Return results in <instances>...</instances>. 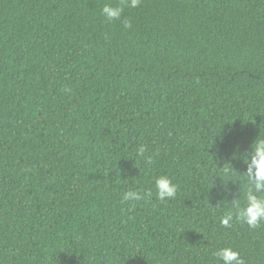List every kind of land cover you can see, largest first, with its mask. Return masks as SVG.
Listing matches in <instances>:
<instances>
[{
    "label": "trees",
    "instance_id": "obj_1",
    "mask_svg": "<svg viewBox=\"0 0 264 264\" xmlns=\"http://www.w3.org/2000/svg\"><path fill=\"white\" fill-rule=\"evenodd\" d=\"M119 2L0 0V264H264V224L220 223L264 135V0Z\"/></svg>",
    "mask_w": 264,
    "mask_h": 264
},
{
    "label": "clouds",
    "instance_id": "obj_2",
    "mask_svg": "<svg viewBox=\"0 0 264 264\" xmlns=\"http://www.w3.org/2000/svg\"><path fill=\"white\" fill-rule=\"evenodd\" d=\"M141 3V0H120L113 5L105 3L102 7V15L108 21L119 20L124 12V5L135 8ZM126 28L131 27V22L127 19L123 21ZM250 150L239 154L233 153V158H239L246 165L244 173L247 175V191L244 197V203L237 199L234 200L232 208L221 217L220 223L223 227L231 226L235 219L238 222L246 224L251 229H256L264 224V135L257 136L250 144ZM139 153L142 155L146 151V146L141 145ZM238 151V149H237ZM149 163L151 160L149 158ZM227 172L228 169H225ZM155 195L161 202L175 198L178 192V185L167 174H161L155 177L154 181ZM225 191H228L225 185ZM152 190L146 193L140 190H128L123 194V201H141L152 196ZM213 256L221 264H244L240 253L231 246L218 248Z\"/></svg>",
    "mask_w": 264,
    "mask_h": 264
}]
</instances>
